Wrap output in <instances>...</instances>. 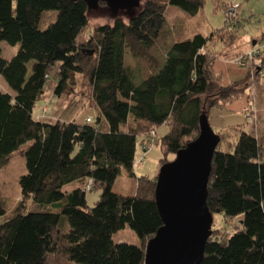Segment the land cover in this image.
Wrapping results in <instances>:
<instances>
[{"label":"trees","instance_id":"16d2710c","mask_svg":"<svg viewBox=\"0 0 264 264\" xmlns=\"http://www.w3.org/2000/svg\"><path fill=\"white\" fill-rule=\"evenodd\" d=\"M207 1L145 0L127 22L114 17L85 39L91 11L82 1L0 0V42L18 46L11 60L0 49V78L13 92L0 87V167L19 152L26 168L13 216L6 218L0 200V264H144L146 244L162 226L156 177L136 178L135 193L123 196L112 191L120 169L134 176L137 146L141 151L150 132L157 135L163 125L160 163L170 162L167 156L174 159L198 137L202 113L231 104L251 86L250 70L244 80L223 86L212 69L234 46L229 6L223 28L167 46L161 60L154 54L167 8L194 17ZM211 1L214 9L223 5ZM100 10L110 15L104 4L93 12ZM225 32L226 42L219 38ZM215 42L228 46L226 52L208 53ZM152 50L148 72L137 63L125 65L127 51L137 62ZM248 65L260 83L264 54ZM137 73L142 81L135 84ZM76 76L90 89L95 119H37L34 110L46 90L58 99L71 94ZM89 181V191H100L92 207L85 197ZM207 190L212 215L234 222V229L220 235L212 228L202 264H264V130L259 136L240 131L231 152L217 148ZM125 228L139 238V247L113 241Z\"/></svg>","mask_w":264,"mask_h":264},{"label":"rangeland","instance_id":"374dc122","mask_svg":"<svg viewBox=\"0 0 264 264\" xmlns=\"http://www.w3.org/2000/svg\"><path fill=\"white\" fill-rule=\"evenodd\" d=\"M221 1L223 5L217 9H214V4L211 0L207 1L202 11L194 17L187 15L176 7H168L166 10V21L160 38L155 44L154 54L156 53L158 60H161L165 48L173 43L191 39L196 34L208 37L213 31H217L225 26V6H238L235 16L231 20L227 19L229 25H231L230 30H233L232 34L236 36V38L234 37V46L227 58H217L216 56L217 59L214 60L212 69L215 75L219 77L220 83L223 86L244 80L250 70L249 77L251 86L244 96L236 101L225 107L212 108L207 113L209 126L221 139L218 149L222 152H231L240 131L259 136L261 132L260 128L264 125V74L260 83H258V81H254L255 67H249L247 65L246 68H241L235 63L238 55L248 53L253 49V43H258L264 37V0ZM117 16H120L125 22L129 19L128 14L119 13ZM113 19L114 17H111L106 11H91L89 13V29L85 32V39L89 38L88 35H90L93 27L105 23H112ZM234 26L236 27L233 28ZM228 37V34L225 32L219 38L226 42ZM216 38L218 39V35ZM227 48L228 46L225 44L215 42L213 45H209L207 52L211 55L217 53L220 55L226 52ZM0 49L2 57L5 60H11L17 53L18 46H11L0 42ZM149 54H151L150 57L145 56L136 62L131 53L127 51L125 65L129 68H135L137 63L141 72H148L153 67V50ZM141 81L142 77L137 73V77H134L133 82L138 84ZM0 87L4 91L13 94L2 78H0ZM71 90V94L68 93V95L60 99L54 98L50 89L46 90L43 100L37 104L34 110V115L38 116L36 118L39 120H50L51 122L58 120L60 122L75 121L79 124L85 123L86 118H91L93 121L96 117V111L91 107L90 89L81 76H76L74 87ZM72 98L73 102L69 103V100ZM251 104L254 105L255 109L250 110L246 114L245 108L247 106L250 108ZM242 109H244L243 112ZM166 132L167 127L163 125L158 129L157 135L161 138ZM28 145L23 146L22 149H25ZM143 154L140 151V147L137 146L135 162L142 158V163L134 166V176H129L123 168L120 169L119 176L112 189L114 193L131 196L135 193L136 178L144 176L149 178L157 177L161 167L160 160L163 157V151L158 141L144 156H142ZM167 159L172 161L173 157L167 156ZM25 173V161L19 152H15L6 165L0 167V200L6 210V218L15 214L21 202L18 180ZM73 187V185H70L64 190L69 191ZM99 195V190L86 191L85 197L87 205L92 207L98 200ZM27 206L29 208L31 207L30 204ZM233 225L234 222L232 221L224 223L219 215L213 216L212 228L217 229L219 233H232L234 229ZM113 241L115 243L123 242L137 247L141 245L139 238L129 228H125L116 233L113 236Z\"/></svg>","mask_w":264,"mask_h":264},{"label":"water","instance_id":"95a60500","mask_svg":"<svg viewBox=\"0 0 264 264\" xmlns=\"http://www.w3.org/2000/svg\"><path fill=\"white\" fill-rule=\"evenodd\" d=\"M62 1H82L89 11L104 4L111 17H116L119 13L133 16L145 0ZM220 142L204 112L199 120L198 137L160 167L154 201L162 226L146 244L144 264H202L213 224L207 206L208 180Z\"/></svg>","mask_w":264,"mask_h":264},{"label":"built area","instance_id":"2783aa9c","mask_svg":"<svg viewBox=\"0 0 264 264\" xmlns=\"http://www.w3.org/2000/svg\"><path fill=\"white\" fill-rule=\"evenodd\" d=\"M238 9L237 5H231L228 8L227 16H229L230 19L235 16L236 10ZM264 54V37L257 43L255 42V45L252 50H250L248 53L238 56V58L235 60V63L241 67L245 68L247 67L248 63L254 58H256L258 55ZM257 67L260 68V65L257 64ZM253 77V75H252ZM246 114L250 112V110L255 109L254 105L251 104V107L248 106L245 108ZM249 116V115H248ZM89 121V120H87ZM157 142V135L155 131H151L150 134L147 136L145 141L143 142V145L141 147L142 154H146ZM144 154L142 156H144ZM142 163V158H140L138 161L135 162V165H140ZM92 187L91 181L88 182V184L85 187L86 191H89Z\"/></svg>","mask_w":264,"mask_h":264},{"label":"crops","instance_id":"0c3cea01","mask_svg":"<svg viewBox=\"0 0 264 264\" xmlns=\"http://www.w3.org/2000/svg\"><path fill=\"white\" fill-rule=\"evenodd\" d=\"M243 110L244 109H242V112H243ZM242 112H241V114H242ZM260 129H261V132L260 133H262V131L264 130V125H262V127Z\"/></svg>","mask_w":264,"mask_h":264}]
</instances>
